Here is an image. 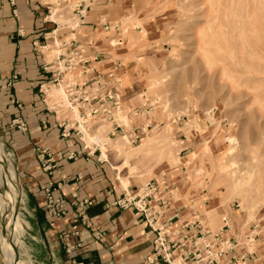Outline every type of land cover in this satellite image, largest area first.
Segmentation results:
<instances>
[{
	"label": "crops",
	"instance_id": "0c3cea01",
	"mask_svg": "<svg viewBox=\"0 0 264 264\" xmlns=\"http://www.w3.org/2000/svg\"><path fill=\"white\" fill-rule=\"evenodd\" d=\"M84 1L72 5L71 14L60 17L51 11L56 10L58 1L0 0V137L13 153L24 193V239L30 261L150 264L147 260L154 250L153 232L143 214L133 208L122 209L118 203L157 181L165 186L153 194L155 200L150 206L156 213L154 218L170 229L172 239L191 250L194 242L209 241L221 233L239 244L224 260L247 250L248 264H264V218L244 223L237 211H231L222 218L217 231L210 230L203 215L210 208L206 205L208 195L195 180L198 177H193L195 182L191 180L187 171L190 164L184 165L182 151L178 156L183 165L176 166L180 167L175 173L171 168L156 167L152 176L151 171L141 168L142 154L126 164L125 156L113 150L112 143L120 137L131 140L142 135L141 142L145 143L149 132L160 129L157 103L147 94L153 82L148 78L165 58L167 30L158 27V20L153 22L147 17L141 18L142 26L134 20H124L126 3H121L119 9L111 2L106 4V0H88L85 5ZM150 5L151 0L143 14ZM134 24L140 25L141 30H129ZM75 49L83 52L88 68V73L79 76V83L93 88L97 99L104 98L111 108V115L100 114L90 127H82L84 137L78 133L76 117L60 106L51 108L57 103L49 104L48 96L43 95L44 87L51 81L44 66L55 64ZM13 76H18V80L9 86ZM107 96L114 97L118 109L114 108V101L107 103ZM17 122L25 124L27 131L19 130ZM179 126L175 140L186 137L185 128ZM84 131L101 140L88 143ZM183 145L184 140H180V147ZM37 149H47L52 154L50 171H45L37 159ZM49 184L67 202L64 218L48 215L44 190ZM163 198L167 199L165 205L159 201ZM85 201L92 205H77ZM224 219L229 231L224 229ZM196 221L202 223V228L184 229ZM0 264H4L1 259Z\"/></svg>",
	"mask_w": 264,
	"mask_h": 264
},
{
	"label": "rangeland",
	"instance_id": "374dc122",
	"mask_svg": "<svg viewBox=\"0 0 264 264\" xmlns=\"http://www.w3.org/2000/svg\"><path fill=\"white\" fill-rule=\"evenodd\" d=\"M51 1H58L56 10H51L53 14L63 17L71 14L70 8L80 0ZM149 1L106 0V4L111 2L121 9L120 4L126 3L124 20H134L142 26L141 18L147 17L153 22L158 20V27L167 30L168 50L159 66L151 70L148 79L153 82L147 93L157 103L156 120L167 139L142 151L144 143L133 145L128 137L129 144L123 147V153L114 149L115 152L125 156L126 164L129 155L142 154L141 168L151 171L152 176L156 167L171 168L175 173L180 166H171L174 160L169 162L163 151L172 146V140H177L178 159L182 160L178 156L181 151L185 161L194 152L199 155L192 159L187 171L208 195L207 212L218 210L216 222L209 220L207 212L203 213L210 230L217 231L222 218L231 211H237L244 223L264 218V0H151L150 9L143 14ZM140 25L134 24L129 30H138ZM58 96L50 99L52 104L67 107L63 93ZM178 126L185 128L186 137L175 140ZM155 133L148 135L152 138ZM180 140H184L181 147ZM0 141V165L5 168L2 177L8 183L13 181V174L17 175L14 156L1 137ZM195 176L198 179L194 180ZM4 182L0 181V202L6 204ZM23 199L22 196L16 202L24 223L22 233H15L8 207L3 211L0 206V259L4 264H11L13 253L19 262L30 260L24 239ZM7 232L11 237L6 244L2 234ZM18 240L24 242L25 248L20 247Z\"/></svg>",
	"mask_w": 264,
	"mask_h": 264
},
{
	"label": "built area",
	"instance_id": "2783aa9c",
	"mask_svg": "<svg viewBox=\"0 0 264 264\" xmlns=\"http://www.w3.org/2000/svg\"><path fill=\"white\" fill-rule=\"evenodd\" d=\"M14 7L15 2L11 1ZM16 19V11H14ZM82 51L72 50L67 56L62 57V60H57L55 64H47L44 66V71L51 75V81L44 87L43 95L47 98L45 88L50 89L52 86L63 87L66 95L67 107L60 105L65 111H70L75 118V124L79 128V134L84 137L82 127H90V122L96 119L97 116L111 115V108L105 104V99H97V92L93 88H89L87 84L79 83V76L88 73L87 62L82 57ZM18 80V76H13L8 85ZM42 87V88H43ZM114 101V103H112ZM100 102L102 104H100ZM112 103L114 108L118 109V104L115 102L113 96H107V103ZM57 104L51 108H55ZM59 107V106H57ZM77 111V112H76ZM78 114V118H77ZM19 130L27 131V127L22 122H17ZM142 135H137L131 139V144L136 145L141 142ZM37 159L43 163L44 170L50 171V162L53 160L52 154L47 149L36 150ZM160 186H165V183L160 184L157 181L147 184L140 193L136 196L126 195L118 205L122 209L133 208L138 213L143 214L145 223L154 234L153 238V253L149 256L148 262L150 264H248L249 256L246 250L244 254H233L227 260L224 257L230 252L234 251L238 246V241H230L221 233L213 235L209 241L204 240L199 243L194 242L193 248L190 250L185 243L179 242L176 238H171L172 233L169 228L164 227L155 219L154 209L150 206L153 194L158 192ZM164 189V188H163ZM46 209L51 218L61 219L66 216V200L63 196L56 195V188L49 184L45 190ZM74 198H77L74 195ZM162 205L167 203V199L159 200ZM80 207L91 206L90 202L78 203ZM224 229L229 231V225L224 219ZM202 228V223L192 222L187 224L184 229ZM248 242L252 243L253 239L246 238ZM80 246V245H79Z\"/></svg>",
	"mask_w": 264,
	"mask_h": 264
},
{
	"label": "bare ground",
	"instance_id": "6f19581e",
	"mask_svg": "<svg viewBox=\"0 0 264 264\" xmlns=\"http://www.w3.org/2000/svg\"><path fill=\"white\" fill-rule=\"evenodd\" d=\"M44 1H49V0H44ZM211 1V0H210ZM223 1H225V0H223ZM213 2V1H212ZM249 2V1H248ZM249 4V3H248ZM220 6V5H219ZM251 9V8H250ZM209 10V9H208ZM251 13V12H250ZM56 88H59V87H56ZM60 90H57V89H55V86L54 87H51L50 88V90L48 89V88H46V90H47V96H48V100H49V104H52V101H50V99L51 98H57V97H59L58 95L59 94H61V93H63V99H64V102L66 103V95H65V91H64V89H63V87H60L59 88ZM49 97H51V98H49ZM78 117V116H77ZM84 133L86 134L85 135V140L88 142V143H90V142H96V141H99V140H101V139H99V138H91V137H89L88 135H87V132L86 131H84ZM172 138H173V136H172ZM172 138H170V139H172ZM166 139H167V136H165L164 134H163V130H158L157 131V133H155V135H154V137H150V136H148L147 137V140H146V142L144 143V145H143V150L142 151H149V149H151V147L153 146V145H155V144H159V143H163V142H166ZM0 144H1V142H0ZM127 144H129V139H128V137L127 136H124V137H120V138H118V139H116L114 142H113V150L115 149L116 151H117V153H120V154H122L123 153V147L125 146V145H127ZM103 145V144H102ZM176 145H177V143H176V141H173L172 140V146L171 147H169V148H167L165 151H163V153H164V156H165V158L166 159H168V161L169 162H171L172 161V159L174 160L173 161V163L171 164V166H173V167H175V166H178V165H181V164H183V162H182V160H180V159H178V157H176V155H175V152L177 151V149H176ZM103 149V148H102ZM104 150V149H103ZM203 152H207V151H205V149H203L202 150ZM126 152V151H125ZM200 152H201V149H200ZM1 154H2V148L0 147V164H1ZM126 154H128V152H126ZM202 154V153H201ZM130 157H128L127 159L129 160V159H131V158H133V157H136V156H138V155H129ZM198 154L196 153V152H194L193 154H192V157L191 156H189L188 157V159H186L187 161H185L184 162V165H189L193 160L192 159H195V158H198ZM6 158H7V156H6ZM5 159V158H4ZM7 160V159H6ZM12 161V160H11ZM2 162H4L3 160H2ZM10 162V161H9ZM9 164V163H8ZM14 164V163H13ZM2 165H4V164H2ZM10 167V166H9ZM15 171L17 172V167H16V165H15ZM5 168H1V165H0V181L1 182H4V180H3V177H2V173H4V170ZM11 170V169H10ZM120 170V169H119ZM12 171V170H11ZM8 172V171H7ZM6 172V173H7ZM232 172V171H231ZM228 176L226 175V178H227ZM230 177L231 178H233L232 177V173H230ZM246 177V176H245ZM13 181H10V182H4L5 184H6V195H7V203L6 204H3L2 202H0V206H1V208H3V211H4V207H8V210L10 211V216H9V219H10V221H13L14 223H15V226H16V231H15V233L16 232H20V233H22V231H23V228H24V223H23V221H22V219H21V217H20V214H19V212H18V209H17V206H16V202L18 201V200H20L21 198H22V196H24V193H23V190H22V188H21V186H20V183H19V178H18V176L17 175H14L13 174ZM9 179V178H8ZM239 179H242L241 177L239 178ZM7 180V179H6ZM243 180V179H242ZM4 184V185H5ZM126 184V183H125ZM240 184V183H239ZM2 200V199H1ZM207 214H208V218H209V220H215V219H217V217L219 216L218 215V210L217 209H215V210H212V211H209V212H207ZM215 222H216V220H215ZM215 222H211V223H215ZM2 237H3V241H4V243H6L7 244V239H9V237H11V233L10 232H7V233H4V234H2ZM19 241V240H18ZM20 242V247L21 248H25V246H24V242L23 241H19ZM11 264H34V263H32L30 260H29V262H19L18 260H17V258H16V254L15 253H13L12 255H11Z\"/></svg>",
	"mask_w": 264,
	"mask_h": 264
},
{
	"label": "water",
	"instance_id": "95a60500",
	"mask_svg": "<svg viewBox=\"0 0 264 264\" xmlns=\"http://www.w3.org/2000/svg\"><path fill=\"white\" fill-rule=\"evenodd\" d=\"M17 255L19 256L18 250H16Z\"/></svg>",
	"mask_w": 264,
	"mask_h": 264
}]
</instances>
